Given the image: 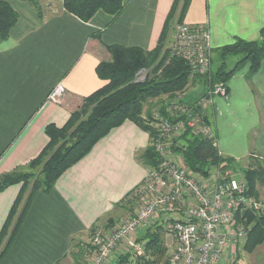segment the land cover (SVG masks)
Segmentation results:
<instances>
[{
  "label": "crops",
  "instance_id": "obj_1",
  "mask_svg": "<svg viewBox=\"0 0 264 264\" xmlns=\"http://www.w3.org/2000/svg\"><path fill=\"white\" fill-rule=\"evenodd\" d=\"M6 1L19 17L0 43V176L36 158L49 141L47 125L66 124L84 97L105 83L96 68L110 59L108 45L153 49L173 3L124 0L116 19L98 10L84 21L62 4L54 11L43 8L41 17L26 0ZM184 22L207 26L213 50L236 37L259 40L264 0H191ZM248 68L230 78L226 94H215L205 105L218 149L238 166L264 161V61L250 78ZM58 85L64 92L54 101L49 95ZM193 88L197 98L202 83L194 81ZM151 144L150 133L132 120L111 129L49 192L33 196L0 264H63L76 258L81 241H89L96 225L107 228L143 182L148 168L140 155ZM21 192L22 183L0 191V231ZM234 252L231 245L230 257ZM120 255L116 251L111 263Z\"/></svg>",
  "mask_w": 264,
  "mask_h": 264
},
{
  "label": "trees",
  "instance_id": "obj_2",
  "mask_svg": "<svg viewBox=\"0 0 264 264\" xmlns=\"http://www.w3.org/2000/svg\"><path fill=\"white\" fill-rule=\"evenodd\" d=\"M26 1L33 5L39 16H44L40 0ZM190 3L191 0H173L157 45L153 49L108 45L110 59L99 62L96 68L105 83L84 97L81 106L71 113L66 124L47 125L49 141L36 158L26 166L17 167L0 176V191L14 183H22V192L0 231V259L14 241L33 196L39 191L49 192L61 174L84 157L111 129L126 120H132L150 133L152 141L157 131L153 127L155 114L145 109L150 99L167 93L174 96L177 92L184 91L193 78V82L202 83L203 89L194 102L183 101L196 111L204 113L208 123H211L208 114L199 106V99L207 95L215 83H224L228 91V81L244 65L249 66V78L260 69L264 61V27L259 40L236 37L232 43L214 49L213 59H217V69L213 72L212 67L210 76L194 73L189 62L167 46L174 22L184 21ZM63 7L84 21L91 20L98 10L107 12L114 20L124 10L125 3L124 0H64ZM18 17V12L8 1L0 0V43L9 38ZM142 68L149 69L150 75L142 82L136 81V74ZM158 112L170 121L179 120L177 115H169L164 104ZM176 140L181 144L175 145L174 151L182 155L184 163L193 172L207 175L213 166H219L223 171L228 168L233 171L237 169L235 160L220 156L213 139L208 136L186 129ZM140 158L147 168L157 169L160 166L159 155L152 144L143 151ZM255 161L243 171L248 192L258 195L257 185L264 183V161ZM244 217L243 221L249 228L247 227L248 236L243 247L244 250L253 252L264 242V214L247 211ZM165 233L163 225L154 224L147 227L144 236L140 238L145 242L146 253L150 255L149 261L136 260L131 253H124L111 264H153L162 260L167 251ZM76 246L78 248L79 244ZM80 249L82 247L74 254L75 257L83 252Z\"/></svg>",
  "mask_w": 264,
  "mask_h": 264
},
{
  "label": "built area",
  "instance_id": "obj_3",
  "mask_svg": "<svg viewBox=\"0 0 264 264\" xmlns=\"http://www.w3.org/2000/svg\"><path fill=\"white\" fill-rule=\"evenodd\" d=\"M169 47L185 58L195 72L211 75L213 49L207 26L175 21L173 43ZM63 92L64 87L58 85L49 97L57 101ZM226 93L224 83H215L198 104L205 110L215 94ZM166 111L170 116L177 115L179 120L170 121L159 112L154 113L157 133L152 145L159 155L160 166L148 168L143 182L134 191L143 205L111 230L102 224L95 226L90 264H110L116 251L149 261L138 231L154 224L163 225L171 241L167 244L165 259L153 264H232L230 246L248 234L243 221L245 212L264 214V198L249 193L244 178H238L232 169L223 171L213 166L208 173L211 175L201 178L174 151L177 140L173 132L183 133L186 129L208 136L218 148L216 133L204 113L181 98L167 104ZM218 154L222 156L219 149Z\"/></svg>",
  "mask_w": 264,
  "mask_h": 264
},
{
  "label": "rangeland",
  "instance_id": "obj_4",
  "mask_svg": "<svg viewBox=\"0 0 264 264\" xmlns=\"http://www.w3.org/2000/svg\"><path fill=\"white\" fill-rule=\"evenodd\" d=\"M63 1L64 0H40V4L43 8H47L50 11H54V10H56V7H58L60 4H62V6H63ZM198 25H193V26H198ZM172 43H173V26H172V29H171L170 34H169L167 46L169 47ZM212 49H213V47H212ZM212 56H215L214 52H213ZM212 67H213V72H215L217 69V59L216 58L213 59V57H212ZM193 72L195 73V70H193ZM149 73H150L149 69H147V68L140 69L138 71V73L136 74V81L142 82V81L146 80V78H148V76L150 75ZM196 95H197L196 91L193 88V78H192L184 91L177 92L174 96H171L170 94L167 93V94H164L158 98L156 97V98L150 99L146 103L145 109L153 112V114H154L155 112H158V110L162 104L167 105V104L173 102V100H176V98H178V99L181 98L183 100L185 99V101L188 103L194 102L196 100ZM201 98H203V96ZM153 127L155 129H157V122L156 121H154ZM173 133H174L173 137L176 139L182 135L180 130H176ZM176 143H177L176 145L181 144V142L179 140L176 141ZM177 154L181 159H183V157L180 153H177ZM255 162H259V160H256ZM250 163H251V161H250ZM250 163H243V164H240L239 166H237V169L234 170V173L237 175L238 178H240V179L244 178L243 169L250 167V165L252 163H254V161H252L251 164ZM209 175H211V174L200 175V177L201 178H203V177L208 178ZM211 179H213V178H211ZM257 193H258V195H256V196L258 198H264V183H259L257 185ZM137 194H138V192H134L127 199H125V201L123 202V205L120 206L121 209H118L119 214L116 215L115 219H113L111 224H109V226L107 227L108 230H111L112 228H114V226L117 223H119L121 220L122 221L127 220L129 217L133 216L142 207L143 200ZM244 220H245V217H244ZM247 225H245V228H247L249 226V225L248 226ZM144 231H145V229L142 231V234L144 233ZM247 236L242 241L237 242V244H235V243H234L235 245L232 244L235 247L234 256L233 257L229 256V259L231 258L230 260H231L232 264H264V242L262 244L258 245L257 248L253 252H248V251L244 250V247H243L246 240H247ZM164 240H165V246L167 247V244L170 242V237L168 235H166V233L164 236ZM81 242H82V245H81V243H80V245H81L82 249H80V250H82L83 252H80L79 253L80 255L77 256L76 258L68 259V261L66 259V261H64L63 264H90L91 258L93 255V246L91 243V238L89 239V241L86 240V241H81ZM166 253H167V251H166ZM166 253H165V255H166ZM164 259H165V256L162 260H164ZM162 260H160V261H162ZM140 264H143V263L141 262Z\"/></svg>",
  "mask_w": 264,
  "mask_h": 264
}]
</instances>
